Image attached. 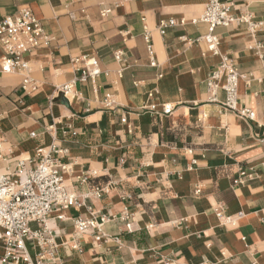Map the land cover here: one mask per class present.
I'll use <instances>...</instances> for the list:
<instances>
[{
  "label": "crops",
  "instance_id": "crops-1",
  "mask_svg": "<svg viewBox=\"0 0 264 264\" xmlns=\"http://www.w3.org/2000/svg\"><path fill=\"white\" fill-rule=\"evenodd\" d=\"M208 1L0 0V20L28 7L49 37L25 54L27 72L0 71V173L19 159L34 166L40 147L66 149L53 156L69 165L65 185L81 204L50 214L55 264H264V0H220L260 25L217 26V54L198 40L206 25L191 21ZM168 18L185 23L160 34ZM221 54L243 75L237 106L252 119L208 100ZM81 55L98 61L93 80H76ZM25 74L35 90L22 88ZM72 81L67 99L57 87ZM105 93L114 108L103 107ZM78 218L101 225L78 232Z\"/></svg>",
  "mask_w": 264,
  "mask_h": 264
},
{
  "label": "built area",
  "instance_id": "built-area-1",
  "mask_svg": "<svg viewBox=\"0 0 264 264\" xmlns=\"http://www.w3.org/2000/svg\"><path fill=\"white\" fill-rule=\"evenodd\" d=\"M62 1L70 4L79 0ZM108 13L110 8H104L100 15L104 17ZM191 21L206 25V33L198 40H203L207 50L213 54L219 53V39L214 32L217 26L245 23L249 31L253 33L260 25L259 22L251 20L246 13H235L233 3L220 0H209L200 16ZM184 23L182 19L179 21L174 18L161 19L156 25V30L164 34L168 27ZM142 36L150 63L154 65L151 33L145 23ZM48 40L49 37L39 19L28 7L20 8L14 15L3 17L0 20V48L3 52L0 71L3 73L27 72L30 62L25 58V54L31 53ZM220 56L219 63L206 79L208 100L218 102L223 110L252 119L254 117L252 109L237 106L238 84L243 75L236 70L227 55ZM114 58L116 61H123L122 52L116 51ZM72 63L78 71L76 77L78 81L93 80L100 73L98 61L93 56H76L72 59ZM121 70L119 69L118 72L120 73ZM73 82L57 87V91L68 99V93L73 91ZM22 88L30 91L36 88L35 82L26 74L22 80ZM219 90L224 92L222 101L217 98ZM102 105L106 109L116 106L111 93H105ZM149 110L156 112L155 105H151ZM170 110L171 106L166 104L162 106L160 112L167 114ZM121 120L125 122V118ZM30 134L34 136L33 132ZM65 152L66 149L52 143L48 148L36 149L38 158L34 166L27 167L26 162L30 160L19 159L12 173H0V241L4 251L0 258L1 264H55L58 244L54 242L52 229L48 224L50 214L58 209L81 204L77 196L68 191L65 185L63 175L69 171V165L60 163L59 158L53 156L57 154L61 157ZM240 174L244 175V172L241 171ZM100 191V188L95 187V195L99 196ZM216 213L222 216L218 208ZM62 217L63 215H58V218ZM31 224L34 226L32 227ZM75 225L78 232H84L88 228L99 227L101 224H97L91 218H78ZM127 228L130 229V224H127ZM96 238L99 239V236ZM31 250L33 255L30 253Z\"/></svg>",
  "mask_w": 264,
  "mask_h": 264
},
{
  "label": "rangeland",
  "instance_id": "rangeland-1",
  "mask_svg": "<svg viewBox=\"0 0 264 264\" xmlns=\"http://www.w3.org/2000/svg\"><path fill=\"white\" fill-rule=\"evenodd\" d=\"M31 226L33 227V226H34V224H31Z\"/></svg>",
  "mask_w": 264,
  "mask_h": 264
},
{
  "label": "bare ground",
  "instance_id": "bare-ground-1",
  "mask_svg": "<svg viewBox=\"0 0 264 264\" xmlns=\"http://www.w3.org/2000/svg\"><path fill=\"white\" fill-rule=\"evenodd\" d=\"M70 93V92H69Z\"/></svg>",
  "mask_w": 264,
  "mask_h": 264
}]
</instances>
